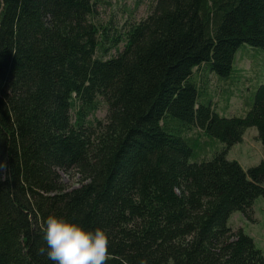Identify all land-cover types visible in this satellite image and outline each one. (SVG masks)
<instances>
[{"label":"trees","instance_id":"obj_1","mask_svg":"<svg viewBox=\"0 0 264 264\" xmlns=\"http://www.w3.org/2000/svg\"><path fill=\"white\" fill-rule=\"evenodd\" d=\"M95 4L0 0V264H53L49 214L106 229L107 264H264L229 226L252 220L264 161L227 158L249 127L264 150V84L240 116L214 101L242 85L241 46L264 49V0H155L120 27Z\"/></svg>","mask_w":264,"mask_h":264},{"label":"rangeland","instance_id":"obj_2","mask_svg":"<svg viewBox=\"0 0 264 264\" xmlns=\"http://www.w3.org/2000/svg\"><path fill=\"white\" fill-rule=\"evenodd\" d=\"M95 20L100 23L112 22V25L119 27L127 22H135L145 18L150 12L151 5L155 0H95ZM122 48V46H121ZM116 53L115 51L112 52ZM234 69L242 80L239 89L234 90L229 107L226 108L225 95L221 98L215 95L218 111L226 116H240L246 109L244 102L248 96L253 98L256 90L264 84V49L253 48L243 45L236 54ZM215 80V79H213ZM215 85L216 81H211ZM225 88H230L224 84ZM248 88V91H247ZM107 115L106 105H102L96 113V118L105 120ZM213 151H216L214 148ZM229 160L238 161L244 169L257 165L264 161V150L261 141L258 139L256 127H249L245 131L241 143L234 145L228 152ZM63 182L70 190L79 186L80 177L75 170L61 172ZM252 220H247L240 212H235L229 219V226L234 230L242 228L250 235L258 248L264 254V197H259L253 206ZM169 264H174L171 261Z\"/></svg>","mask_w":264,"mask_h":264},{"label":"clouds","instance_id":"obj_3","mask_svg":"<svg viewBox=\"0 0 264 264\" xmlns=\"http://www.w3.org/2000/svg\"><path fill=\"white\" fill-rule=\"evenodd\" d=\"M42 238L47 247L39 248L38 254L46 255L53 264H107L110 255L106 229H86L54 214L47 216Z\"/></svg>","mask_w":264,"mask_h":264}]
</instances>
